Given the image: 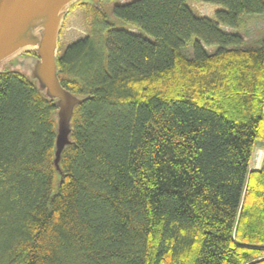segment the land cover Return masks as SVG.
Instances as JSON below:
<instances>
[{"label": "trees", "instance_id": "1", "mask_svg": "<svg viewBox=\"0 0 264 264\" xmlns=\"http://www.w3.org/2000/svg\"><path fill=\"white\" fill-rule=\"evenodd\" d=\"M81 3L90 33L58 51L86 99L62 180L55 102L0 74V264H264V41L221 28L264 0H135L113 8L126 28Z\"/></svg>", "mask_w": 264, "mask_h": 264}, {"label": "water", "instance_id": "2", "mask_svg": "<svg viewBox=\"0 0 264 264\" xmlns=\"http://www.w3.org/2000/svg\"><path fill=\"white\" fill-rule=\"evenodd\" d=\"M82 0H0V74L7 64L35 52L29 77L57 107L54 165L61 180V159L72 145V120L80 98L63 87L58 77L62 24L70 8ZM100 8L101 0H90Z\"/></svg>", "mask_w": 264, "mask_h": 264}, {"label": "rangeland", "instance_id": "3", "mask_svg": "<svg viewBox=\"0 0 264 264\" xmlns=\"http://www.w3.org/2000/svg\"><path fill=\"white\" fill-rule=\"evenodd\" d=\"M135 0H101L100 9L103 10L109 21L117 28H126V24L118 20L113 15V8L116 5L131 3ZM82 2V3H81ZM81 4L91 3L90 0H82ZM189 5L193 11L202 17L209 19H215V13L220 7L212 4L198 3L189 1ZM70 8L61 28L59 51L63 54L66 49L77 42L80 39L88 36L91 30V17L87 15V11L83 5H79L72 9ZM222 30L229 34L238 35L243 38L244 44L242 48H259L264 41V13L260 15H245L239 22L238 27H221ZM33 58L30 53L22 55L21 57L13 60L10 64H7L5 70L9 67L31 73V65L33 64ZM10 65V66H9ZM264 159V149L259 144L257 145L251 161V170H259Z\"/></svg>", "mask_w": 264, "mask_h": 264}]
</instances>
